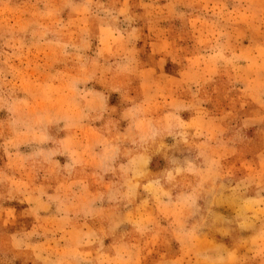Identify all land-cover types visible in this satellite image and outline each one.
Here are the masks:
<instances>
[{
	"label": "rangeland",
	"instance_id": "obj_1",
	"mask_svg": "<svg viewBox=\"0 0 264 264\" xmlns=\"http://www.w3.org/2000/svg\"><path fill=\"white\" fill-rule=\"evenodd\" d=\"M0 264H264V0H0Z\"/></svg>",
	"mask_w": 264,
	"mask_h": 264
}]
</instances>
